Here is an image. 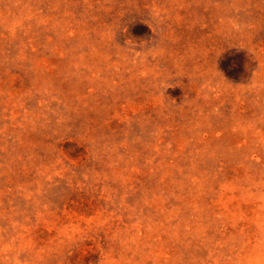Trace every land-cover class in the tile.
<instances>
[{
	"label": "rangeland",
	"instance_id": "rangeland-1",
	"mask_svg": "<svg viewBox=\"0 0 264 264\" xmlns=\"http://www.w3.org/2000/svg\"><path fill=\"white\" fill-rule=\"evenodd\" d=\"M0 264H264V0H0Z\"/></svg>",
	"mask_w": 264,
	"mask_h": 264
}]
</instances>
